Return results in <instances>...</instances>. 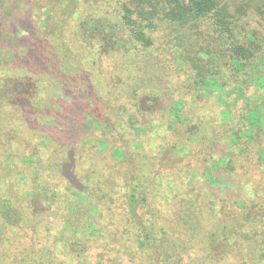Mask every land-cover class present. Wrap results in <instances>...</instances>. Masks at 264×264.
Instances as JSON below:
<instances>
[{"label":"trees","instance_id":"16d2710c","mask_svg":"<svg viewBox=\"0 0 264 264\" xmlns=\"http://www.w3.org/2000/svg\"><path fill=\"white\" fill-rule=\"evenodd\" d=\"M24 1L25 17L29 20L34 16L28 3L32 0ZM44 5L40 2L46 10L42 28L29 22L24 26L30 35L24 43L27 53L22 56V65L37 64L40 77L56 76L57 84L47 85L40 78L45 99L33 98L35 103L26 99L16 101L29 128L42 136L44 143L48 140L67 147L61 173L70 184L65 190L50 185L40 178L47 168H36L33 175L38 181H34L29 193L28 206L29 217H34L30 228L33 237L11 264H65L59 260L61 253L82 264H228L239 258L244 264H264V191L257 192L251 203L234 199L230 205L232 197L219 199L218 192L208 191L205 205H217L218 200L223 206L219 214L204 213L202 195L189 199L176 178L190 165H198L194 154L201 153L202 145L210 147L211 153H218L220 158L221 170L219 167L208 179L216 191L228 186L233 190L244 182V173L254 165L248 147H242L240 142L259 141L264 134V95L244 98L251 87L264 89V0H47ZM2 12L4 17L9 14L7 10ZM103 12L114 13L130 42L132 54L128 60L133 61L127 72L138 82L136 86L128 81L125 85H131L134 94L145 90L149 95L158 94L164 101L159 119L146 117L140 105L139 113L130 115L128 101L118 108L111 104L114 119L108 115L92 116L96 120H91V124L104 122L111 128L108 140H99L104 143L105 152L97 154V141L88 135L81 140L90 146L88 150L79 146L74 149L72 145L77 130L84 131L82 125L90 116L89 107L100 102V84L79 57L75 59L76 67L68 63L72 55L88 52L86 31L81 29L89 18ZM71 23L76 28L74 36L66 33ZM160 35L166 38V44L159 42ZM174 54L182 69H187L179 90L171 80L176 71ZM201 57L207 59L206 65L215 64L212 72L199 65ZM161 69L164 71L160 72ZM225 87L232 90L220 101V113L225 118H231V107L238 99H244L238 108L242 122L234 116L235 131L231 127L223 138L228 140L226 148L211 124L204 120L195 123V118L185 113L195 93L213 97ZM130 91L128 97L132 99L134 94ZM47 92H59L60 97L53 98L51 94L48 100ZM192 110L195 112L193 107ZM176 114L187 118L182 132H175L168 124L172 121L174 127L171 115ZM170 132L175 134L174 138ZM164 147L179 160L167 170H158L156 159ZM85 191L87 204L83 205L74 193ZM66 200L72 204L63 205ZM83 207V212L88 213L86 219L82 217ZM12 208L7 197H0V244L5 243L1 241L7 229L22 220L19 212V219L15 214L9 216ZM66 208L70 213L64 216V229L55 234L54 242L41 243L38 227L48 236L54 232V223L42 227L45 220L41 217H58ZM205 220L213 221V231L205 241H188L181 227L201 226L207 233L210 228ZM63 243L65 246H60ZM214 248L223 251L218 255Z\"/></svg>","mask_w":264,"mask_h":264},{"label":"rangeland","instance_id":"374dc122","mask_svg":"<svg viewBox=\"0 0 264 264\" xmlns=\"http://www.w3.org/2000/svg\"><path fill=\"white\" fill-rule=\"evenodd\" d=\"M26 2L27 1L24 0L0 1V197H7L11 206H13L12 209H9V216L11 214L17 216L18 212L22 213V217H20L22 220L9 227L2 237L1 242L5 243L0 244V263L3 264H11L13 258L33 237V232L30 228L31 224H34V217H29L28 206L31 204L29 193L32 192V188L35 185L34 181H38V178L35 179L33 175L36 168H47V171L40 178L50 185L60 186L65 190L70 184L67 178L62 176L61 173V167L64 162H66L68 156L67 147L60 144H53L48 140L44 143L42 136L29 128L22 109L16 101V99H26L34 102L32 101L33 98H37L39 101L45 99V89L44 85L41 86V79H43L47 85H51L52 82L57 84L56 76L40 77V72H36L39 70L37 64L34 66L22 65V56L27 53L25 51L26 46L24 43H26L25 41H27L28 36L30 35L24 26L29 22L31 24L35 23L42 28V21L46 17V10H44V7L41 8L40 2H44L46 5L47 0H32V2H28L34 13V16L29 20L25 17ZM15 4H17V6H15ZM6 10L9 14L4 17L2 11ZM17 17L19 18L17 19ZM92 19L94 20L91 21ZM19 21L22 22L21 26L18 25V23H20ZM87 21L88 23H86L81 30L86 31L85 34L89 43L88 52L84 55L81 51V55L78 54L76 57L72 55V59L68 64L73 68L76 67L75 59L79 57V60L82 61L83 65L92 72L93 78L100 84L98 87L100 95L97 97V100L100 102L89 107V117L85 113L87 116L86 123L82 125L84 131L81 133L77 130L76 134H74L75 140L72 146L74 149L79 146L82 150H88L90 146L81 143L83 137L88 135L90 139L93 138L97 141V148L95 151L97 154H101L105 152L103 150L106 148L104 143L99 140H108L111 128L104 122L100 125H94V123L91 124V120H96L94 118L92 119V116L96 117L97 115H100L105 118V116L108 115L107 117L110 116L114 119L115 116L111 104L113 107L118 108L122 103H127L128 101V111H130V115H137L139 113L137 107L140 105L143 112L146 114V117L151 119V117L154 116V118L159 119V108L164 100L158 94L150 93L149 95L145 90L134 94L131 89L130 86H136L138 80L130 76L127 72V69L132 67L131 62L133 61L128 60V57L132 54L130 50L131 48H129L130 42L127 39V36L122 33L120 21L114 16V13L111 12L110 15H108L103 12L99 17H92ZM251 25L256 26L255 22H251ZM75 32L76 28H74V26L72 28L71 23V26L67 29L66 33L68 36L70 34L74 36ZM158 38L160 39V43L166 44L164 43L166 38L163 37V35L158 36ZM172 48L173 47L171 46L169 49L170 52L173 51ZM193 48L194 50H197L198 47L195 46ZM173 56H175L176 71H174L171 80L174 82L176 89L179 90L182 86V81L185 79L187 69H182V64H180L176 55L174 54ZM143 59L144 61L148 60L146 56ZM206 63L207 59L202 58L199 65H205V70L209 73L212 72V68L215 64L206 65ZM70 66L69 69H71ZM31 70L33 72H31ZM161 71L164 70L161 69L160 72ZM129 77L133 79H129ZM127 81L130 82V86L129 84L125 85V82ZM151 81L153 82V79H151L150 82ZM230 81L229 78L226 81V84L229 85ZM49 91L52 90L49 89ZM129 91L131 94H134L132 97L133 100L128 97L130 94L128 93ZM148 92H152V90L148 89ZM231 93L232 90L229 89V87L218 90L213 97H209L208 95L205 96L197 92L194 94V100L191 102L189 101L191 104H187L185 108L187 117L195 118V123H201L202 120H204L206 123L211 124L212 129L219 134L221 143L225 148L227 147L228 140L225 141L223 138L227 136L231 127L232 131H235L233 129L234 116L239 122H242V117L240 116L242 111H239L238 108L243 104L244 99H238V103L231 107V118H225L223 113H220L223 108V105L221 104L222 100L226 95ZM51 94L53 98L60 97L59 92H47V98ZM253 94L264 95V89L257 88L255 90L254 87H251L245 92L244 98L246 99ZM39 101L38 103H41ZM163 104L167 105L166 102ZM192 107L195 109V112L192 110ZM171 116L174 121V127L171 124L173 122L169 121L170 123L168 124L171 125L170 128H174L175 132L176 130L182 132L185 127L184 121L187 118L182 119V117L177 114L176 116ZM188 120L190 119L188 118ZM88 125L89 130H87ZM137 130L140 131L141 128L138 127ZM171 134V138H174L175 134ZM258 140L259 141H249L247 143L240 142L242 147H248V156L254 159L252 160L254 165L244 173L246 177L244 182L238 183V186L233 190L230 186L224 187L223 191H216L214 188H211L208 179L216 173V170L219 169V167L221 170V164L218 163L220 161L218 153H214L215 155H213L210 147L204 145L200 146L201 153L194 154V157L196 156L197 158L196 161H198V165L202 164L201 167L198 165H190L192 167L189 166V169L186 168L185 172H182L180 176L176 175L179 183L178 186H182V192H186L190 195L188 196L189 199L196 200V197L199 194L202 195L200 203L202 206L201 210L204 213L205 211H213L214 214H219L220 207L223 206L218 200L216 201L217 205L206 206L205 198H208V191H213L214 194H217L216 192H218L217 195L219 196V199L232 197L231 201H228L229 205L231 202H234V199H237L238 201L245 200L247 203H251L253 198H256L258 194L257 192L264 191V134H261ZM110 142H112L111 137ZM106 151L108 153V150ZM171 153L172 151H168L165 147L161 148L155 163L156 169L160 170V168L165 167V170H167L172 166L174 161L176 162L179 160H176L174 154L172 153L171 155ZM254 153H256V155H254ZM119 162L122 163L123 161L121 160ZM194 169L197 171H194ZM195 189H197V191H194ZM201 189L202 191H200ZM74 194L76 200L80 199L83 205L87 204L86 191L78 195L76 193ZM71 204L72 203L67 200L63 201V205L65 206H70ZM73 204H76V202H73ZM229 205H227V209H231ZM85 208L86 207H83L81 211L84 213V215H82L84 219L88 217V213L86 214L83 212ZM69 213L70 210L66 208L63 213H58V217H41L42 221L45 220L43 223L41 221L42 227L45 223H54V225H52L54 232L50 233L49 236L43 231V229L41 230V228L38 227L41 243L49 244L54 242V236H56L61 229H64V216ZM174 215L177 217L175 211ZM175 216L174 220L177 221L178 217L176 218ZM17 219H19V216H17ZM35 220L37 221L38 218ZM205 222L210 228L207 233L203 232L200 228L201 226L196 228L195 226L186 225V229L181 227V230L184 229L183 234L188 241H205V238L208 237V233L213 231V221L207 222L205 220ZM189 226H191V228H189ZM22 236H26L28 239L26 238L25 240L24 238H21ZM60 246L64 247L65 244L63 243ZM70 249H72V247ZM214 249L213 251L218 255L223 251L217 248L215 251ZM69 256L67 253H61L59 254V260L63 261L65 264H82L81 261H76ZM228 264H244V260L240 258L234 259Z\"/></svg>","mask_w":264,"mask_h":264}]
</instances>
